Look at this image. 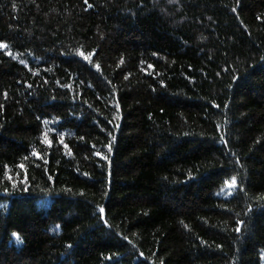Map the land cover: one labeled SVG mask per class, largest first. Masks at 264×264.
Segmentation results:
<instances>
[{"label":"trees","instance_id":"16d2710c","mask_svg":"<svg viewBox=\"0 0 264 264\" xmlns=\"http://www.w3.org/2000/svg\"><path fill=\"white\" fill-rule=\"evenodd\" d=\"M0 44V264H262L264 0H0Z\"/></svg>","mask_w":264,"mask_h":264},{"label":"snow or ice","instance_id":"6c2138e0","mask_svg":"<svg viewBox=\"0 0 264 264\" xmlns=\"http://www.w3.org/2000/svg\"><path fill=\"white\" fill-rule=\"evenodd\" d=\"M85 2H87V0H85ZM0 47H5V45H3V44H0ZM81 55H83L82 53H81ZM84 59H88V57H84ZM22 63H23V61H21ZM108 147H109V150H111V145H108ZM37 155H39L38 153H37ZM97 155H100V153H97ZM104 159H107V157H104ZM21 167H23V165H21ZM232 184H235V178H233V180H232ZM100 212L101 213H103L104 212V209L103 208H101L100 209Z\"/></svg>","mask_w":264,"mask_h":264},{"label":"rangeland","instance_id":"374dc122","mask_svg":"<svg viewBox=\"0 0 264 264\" xmlns=\"http://www.w3.org/2000/svg\"><path fill=\"white\" fill-rule=\"evenodd\" d=\"M261 257H262V264H264V250L261 251Z\"/></svg>","mask_w":264,"mask_h":264}]
</instances>
